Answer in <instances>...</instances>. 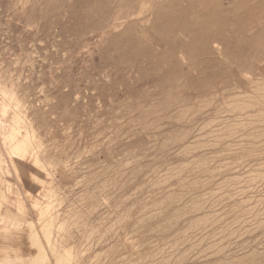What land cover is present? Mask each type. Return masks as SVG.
<instances>
[{
    "label": "rangeland",
    "instance_id": "1",
    "mask_svg": "<svg viewBox=\"0 0 264 264\" xmlns=\"http://www.w3.org/2000/svg\"><path fill=\"white\" fill-rule=\"evenodd\" d=\"M107 1L0 0V264H264V0Z\"/></svg>",
    "mask_w": 264,
    "mask_h": 264
},
{
    "label": "bare ground",
    "instance_id": "2",
    "mask_svg": "<svg viewBox=\"0 0 264 264\" xmlns=\"http://www.w3.org/2000/svg\"><path fill=\"white\" fill-rule=\"evenodd\" d=\"M108 1H109V0H108ZM108 1H107V3H108ZM120 1H121V0H120ZM122 1H123V0H122ZM130 1H131V0H129L128 4L130 3ZM134 1H135V0H134ZM134 1H133V2H134ZM138 1H139V0H138ZM140 1H142V0H140ZM148 1H149V0H148ZM162 1H163V0H161L160 2H162ZM168 1H169V0H168ZM168 1H167V2H168ZM173 1H175V2H176V1H181V2H185V1H186L185 3L188 2V3L190 4V2H195V1H198V0H173ZM211 1H213V0H211ZM223 1H225V0H223ZM223 1H222V2H223ZM238 1H239V0H238ZM251 1H252V5H253V0H251ZM254 1H255V0H254ZM76 2H77V0H76ZM88 2H89V0H88ZM88 2H87V3H88ZM92 2H93V1H92ZM102 2H103V1H102ZM102 2H101V3H102ZM111 2H113V0H112ZM115 2H116V1H115ZM117 2H118V0H117ZM126 2H127V1H126ZM136 2H137V1H136ZM165 2H166V1H165ZM175 2H174V3H175ZM233 2H234V1H233ZM243 2H244V0H243ZM245 2H248V0H247V1L245 0ZM93 3H94V2H93ZM120 3H121V2H120ZM163 3H164V2H163ZM197 3L200 4L199 1H198ZM255 3H256V4H255V6H256V5H257V2H255ZM91 4H92V3H91ZM94 4H95V3H94ZM99 4H100V3H99ZM103 4H104V2H103ZM110 4H112V3H110ZM118 4H119V3H118ZM128 4H127V5H128ZM232 4H233V3H232ZM232 4H231V5H232ZM234 4H235V3H234ZM245 4H246V3H245ZM112 5H113V4H112ZM116 5H117V4H116ZM165 5H167V4H165ZM182 5H183V4H182ZM196 5H197V4H196ZM219 5H220V4H219ZM231 5H230V6H231ZM191 6H192V5H190V7H191ZM202 6H203V4H202ZM207 6H208V5H207ZM220 6H221V5H220ZM220 6H219V7H220ZM241 6H242V5H241ZM241 6H240V8H241ZM253 6H254V5H253ZM263 6H264V5H263ZM109 7H110V5H109ZM125 7H126V6L123 5V9H120V11H121V10H124V11H125V12L123 11L124 13H126V11L128 12V10H127ZM249 7L252 8V6H249ZM111 8H113V6H112ZM117 8H118V7H117ZM119 8H120V7H119ZM121 8H122V5H121ZM124 8H125L126 10H125ZM164 8H165V6H164ZM192 8H193V7H192ZM203 8H204V7H203ZM233 8H234V7H233ZM233 8H232V10H233ZM263 8H264V7H262L261 9H263ZM96 9H98V8H96ZM209 9H210V7H209ZM246 9H247V12H249V8H246ZM252 9H253V11H255L254 8H252ZM252 9H250V12L252 11ZM94 10H95V9H94ZM112 10H113V9H112ZM165 10H166V9H165ZM167 10H168V9H167ZM191 10H193V9H191ZM202 10H203V9H202ZM202 10H200V11H202ZM212 10H213V7H212ZM229 10H230V9H229ZM235 10H236V9H235ZM83 11H84V10H83ZM105 11H106V9H105ZM105 11L103 10V12H105ZM107 11H108V8H107ZM109 11H110V10H109ZM109 11H108V12H109ZM120 11L118 10V12H120ZM156 11H157V10H156ZM175 11H176V10H175ZM184 11H185V10H184ZM208 11H210V10H208ZM208 11H206V12H208ZM218 11H219V10H218ZM245 11H246V10H245ZM245 11H243V12H245ZM262 11H264V10H262ZM98 12H99V11H97V13H98ZM144 12H145V11H144ZM147 12H149V11H147ZM170 12H172V11H170ZM178 12H179V11H178ZM180 12H181V11H180ZM206 12L204 11V13H206ZM219 12H220V11H219ZM219 12H218V13H219ZM230 12H231V10H230ZM230 12L228 11V13H230ZM91 13H92V12H91ZM105 13H107V12H105ZM105 13H104V14H105ZM109 13H110V12H109ZM113 13H114V14L116 13V15H115L114 17H117V15L119 14V13L117 14V12H114V10H113ZM121 13H122V12H121ZM181 13H182V12H181ZM191 13H192V12H191ZM218 13H217V14H218ZM221 13H222V11H221ZM223 13H225V12H223ZM251 13H252V15H253V18H255V17L257 16V13H255V14H256L255 17H254L255 14H253V12H251ZM263 13H264V12H263ZM110 14H111V13H110ZM110 14H106V16H107V15L109 16ZM128 14H130V12H129ZM136 14H137V13H136ZM141 14H142V13H141ZM154 14H155V13H154ZM177 14H179V13H177ZM186 14H187V13H186ZM193 14H194V13H193ZM226 14H227V12H226ZM111 15H112V14H111ZM120 15H121V14H120ZM168 15H169V14H168ZM170 15H171V14H170ZM170 15H169V17H170ZM172 15H174V14H172ZM175 15H176V14H175ZM175 15H174V16H175ZM191 15H192V14H191ZM194 15H196V14H194ZM223 15H224V14H223ZM223 15H222V16H223ZM252 15H249V16L252 17ZM124 16H125V15H124ZM124 16H123V17H124ZM218 16H219V15H218ZM224 16H225V15H224ZM227 16H228V14H227ZM244 16H245V15H244ZM258 16H259V14H258ZM258 16H257V17H258ZM110 17H111V16H110ZM171 17H172V16H171ZM179 17H180V15H179ZM179 17H178V18H179ZM195 17H197V16H195ZM245 17L247 18V16H245ZM257 17H256V18H257ZM186 18H187V17H186ZM186 18H185V19H186ZM221 18H222V17H221ZM225 18H227V17H225ZM171 19H172V18H171ZM191 19H192V18H191ZM193 19H194V18H193ZM223 19H224V17H223ZM241 23H243V21H242ZM228 29H229V28H228ZM235 29H236V28H235ZM262 29H264V28H262ZM140 30H141V29H140ZM224 30H225V29H224ZM252 30H253V29H252ZM228 31H229V34H230V35H231V32H233L232 30H231V32H230V30H228ZM234 31H236V30H234ZM224 33H226V32H224ZM229 34H228V35H229ZM235 34H236V33H235ZM235 34H234V35H235ZM237 34H238V33H237ZM237 34L235 35V37L238 36ZM252 38H253V37H252ZM253 39H254V38H253ZM253 39H251V40H253ZM235 40L238 41L237 39H235ZM249 42H250V41H249ZM254 42H255V41H254ZM257 43H258V42H257ZM234 44H235V41H234ZM236 44H237V43H236ZM236 44H235V45H236ZM250 44H251V43H250ZM252 44H253V43H252ZM232 45H233V44H232ZM231 58H232V57H231ZM230 100H231V99H230ZM183 210H184V209H183Z\"/></svg>",
    "mask_w": 264,
    "mask_h": 264
}]
</instances>
